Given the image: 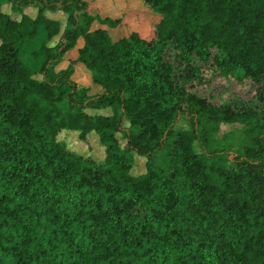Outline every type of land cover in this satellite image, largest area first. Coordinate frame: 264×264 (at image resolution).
<instances>
[{"label": "trees", "instance_id": "1", "mask_svg": "<svg viewBox=\"0 0 264 264\" xmlns=\"http://www.w3.org/2000/svg\"><path fill=\"white\" fill-rule=\"evenodd\" d=\"M135 1L160 21L114 38L88 0H0V264H264V0ZM209 61L256 101L189 92Z\"/></svg>", "mask_w": 264, "mask_h": 264}, {"label": "rangeland", "instance_id": "2", "mask_svg": "<svg viewBox=\"0 0 264 264\" xmlns=\"http://www.w3.org/2000/svg\"><path fill=\"white\" fill-rule=\"evenodd\" d=\"M129 1L132 0H126L125 3V8H127L126 11L129 10V13L133 12L135 16L136 13L147 12L142 9V2L135 5L134 3L130 4ZM5 9L7 8L5 7ZM28 11H33L31 14L34 15V9H30ZM55 16L63 19V15ZM125 16H127V14ZM36 48L37 43L35 45L29 44L26 46L22 57L27 61L32 60V52ZM66 66H68V63H64V67ZM199 69L200 78L186 84V88L189 92L197 94L209 101H214L216 104L232 103L241 106L243 103H252L256 101L258 85H256L252 79H239L232 72L224 73L216 65H214L212 61L200 63ZM74 79L82 86H89L92 84L90 73L83 66L77 67ZM187 129L188 126L183 119L176 126L177 131ZM239 129H241L240 125H223L219 136L222 137L229 132H236ZM59 140L65 141L69 149L85 157L93 158L98 162H101L105 158V148L100 144L96 135L89 136L87 141L83 142L79 139L77 133L66 132L59 136ZM121 144L123 147L126 146V143L123 140H121ZM194 150L197 153H202L198 143L194 144ZM135 159L136 164L133 173L135 175L144 174L146 172V159L137 155H135Z\"/></svg>", "mask_w": 264, "mask_h": 264}, {"label": "crops", "instance_id": "3", "mask_svg": "<svg viewBox=\"0 0 264 264\" xmlns=\"http://www.w3.org/2000/svg\"><path fill=\"white\" fill-rule=\"evenodd\" d=\"M88 1L91 3V7L93 9L99 10L103 15L112 16L114 18H117V17L124 18V22L120 27H117V28L112 29L110 31L111 35L114 38H122V37L128 35L127 24L128 23L133 24V22L137 19L136 15H138V14L136 13L134 16L133 12L132 13H126V12H130L129 10L126 11V9H127V8H125L126 7V5H125L126 0L125 1H123V0H95V1H90V0H88ZM129 2H130V4L131 3H134L135 5L139 4L135 0L129 1ZM142 9L146 10L147 12L141 13L139 15L142 17V19H144L147 22V24H149L151 26V25H154L160 21V17L158 15L150 12L148 10V8H145L144 5L142 6ZM125 13L127 15L129 14L128 15L129 18L124 17ZM70 57L75 59L77 57V52H75V51L71 52ZM98 91H100V90L98 89Z\"/></svg>", "mask_w": 264, "mask_h": 264}]
</instances>
